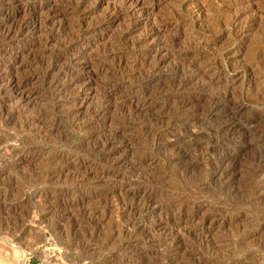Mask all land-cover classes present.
I'll use <instances>...</instances> for the list:
<instances>
[{
  "label": "rangeland",
  "instance_id": "obj_1",
  "mask_svg": "<svg viewBox=\"0 0 264 264\" xmlns=\"http://www.w3.org/2000/svg\"><path fill=\"white\" fill-rule=\"evenodd\" d=\"M0 27V264H264L259 144L218 132L207 100L192 126L183 101L230 90L264 115V70L241 72L264 0H0ZM210 146L234 161L224 185ZM143 186L155 199L130 216Z\"/></svg>",
  "mask_w": 264,
  "mask_h": 264
},
{
  "label": "bare ground",
  "instance_id": "obj_2",
  "mask_svg": "<svg viewBox=\"0 0 264 264\" xmlns=\"http://www.w3.org/2000/svg\"><path fill=\"white\" fill-rule=\"evenodd\" d=\"M10 18V17H9ZM8 18V20H9ZM10 21V20H9ZM8 21V22H9ZM14 27V26H13ZM13 27L9 26H5V29L3 31V36L7 37V36H11L10 33L13 31ZM18 28V27H17ZM1 29V27H0ZM15 29V28H14ZM20 29V28H19ZM3 30V29H1ZM17 30V29H16ZM2 32V31H1ZM13 33V32H12ZM2 38V37H1ZM252 55V54H251ZM248 61V60H247ZM197 64L192 62L191 64H188L186 66L182 65H177L180 67V70H192L194 68V66H196ZM254 67H256L257 69H262L264 70V48H257V51H255V53L253 54L251 60L249 61L248 65L246 67H244L242 69V74L245 73H250L253 75V73L255 72ZM174 69V71L176 70ZM259 69L257 71H259ZM181 72V71H180ZM176 74V73H175ZM173 76V75H172ZM177 76V75H176ZM174 77L173 79L169 80L170 84H173L177 81V77ZM142 79V78H141ZM165 79V78H164ZM168 79V78H167ZM261 84L264 85V76H262L261 78ZM180 80V79H179ZM144 81V80H143ZM152 81H160V77L159 76H149L145 79L146 83H150ZM162 81V80H161ZM45 83H51L50 81H47L46 78L44 79ZM177 83V82H176ZM175 83V84H176ZM52 84V83H51ZM151 84H154V82H152ZM164 84V83H163ZM150 85V84H149ZM158 85V84H157ZM162 85V84H161ZM160 85V86H161ZM166 85V84H165ZM163 86V85H162ZM167 86V85H166ZM159 87V86H158ZM169 87V86H167ZM165 88V87H164ZM158 89V88H157ZM160 89V88H159ZM164 90V89H163ZM258 90V89H256ZM261 90V89H260ZM262 90H264V87H262ZM159 91V90H158ZM230 91V90H229ZM229 91H224L223 94H219L220 98H224L221 103H220V99L219 97L217 98V96L212 97V95L208 96H202V95H196L195 97H192L191 99L195 102L194 105L191 99H186L183 100L186 102V104L191 108L193 107L188 114H190V116H192V120H196L195 119V115L196 112H198V110L200 111V105H198L200 102L202 103L203 100H207L206 101V105L205 109L203 110V119H205V121L209 122L211 120H215L218 123H215V126L218 130V132H220L221 134L224 135V137L228 136L233 138L234 137V133L237 132L239 127H242V131L241 134H239L238 136L242 137L243 139L246 137L249 138H254L256 139L257 144H259V155L258 156H254V160L251 161L252 164L249 163L250 168L248 167V169L246 171H248L247 175L249 178H253L256 175H264V119H262V116L264 115H259L256 118H249L244 116L243 112L245 111V109L247 108V103L239 100L236 102H232V99L230 98V96L232 95ZM167 93V92H166ZM262 94V96H260V99L262 97V100H264V92H260ZM158 94V93H157ZM198 94V93H197ZM204 95V94H203ZM166 96H169L168 94ZM162 97V96H161ZM160 97V98H161ZM232 97V96H231ZM236 97V96H235ZM165 98V97H164ZM206 98V99H205ZM228 98H230V100H228ZM163 99V98H162ZM166 99V98H165ZM173 99V98H172ZM248 99V98H246ZM236 100V98H235ZM261 100V102H262ZM161 101V100H160ZM250 102V100H249ZM253 102V101H252ZM180 103V102H179ZM183 103V102H182ZM252 104V103H251ZM254 104V103H253ZM180 105V104H179ZM187 105L184 108V111L187 109ZM173 106V105H172ZM184 107V105H182ZM202 106V105H201ZM254 106H258V105H254ZM261 107V106H258ZM257 107V108H258ZM100 109V106L97 107V109L94 112H98ZM256 109V108H255ZM189 110V109H188ZM201 114V113H200ZM200 114H198V116H200ZM246 115V114H245ZM152 117V116H151ZM197 118V117H196ZM39 119V118H38ZM58 119V118H57ZM60 119V118H59ZM200 119V118H199ZM203 119L200 120H196V121H191L192 126L198 124H201L203 126ZM37 120V119H36ZM149 120V119H148ZM147 120V121H148ZM39 121V120H38ZM60 121V120H59ZM153 120H151L152 122ZM204 121V122H205ZM35 122V121H33ZM57 122V121H56ZM150 122V123H151ZM155 122V121H154ZM153 122V123H154ZM188 122V121H187ZM213 122V121H212ZM214 124V123H213ZM185 125V124H184ZM189 125V124H188ZM206 125V124H205ZM53 127L54 130H56L58 128V126H60L58 123L56 125H51ZM191 126V125H190ZM197 127V126H196ZM211 127V126H210ZM214 127V126H213ZM206 130V129H205ZM212 130V128H211ZM215 130V129H214ZM208 131V130H207ZM211 132V131H210ZM217 132V133H218ZM214 133V132H212ZM211 135V134H210ZM217 135V134H216ZM214 136V135H212ZM220 137V136H219ZM222 137V136H221ZM237 137V136H235ZM208 138V137H207ZM212 139V138H210ZM219 139V138H218ZM229 139V138H228ZM218 141V140H217ZM214 142V141H212ZM231 142V141H230ZM211 143V142H210ZM222 143V142H221ZM229 143V142H228ZM108 142H104L103 144H101V147H105L108 146L107 145ZM214 144V143H213ZM227 144V143H226ZM207 145V144H206ZM230 145V144H228ZM234 145V143H233ZM236 146V144H235ZM191 147V146H190ZM221 147V146H220ZM219 147V148H220ZM223 147V146H222ZM226 147V146H225ZM97 148V147H96ZM179 148V147H178ZM192 148V147H191ZM236 148V147H234ZM103 149V148H102ZM222 149V148H221ZM96 150V149H95ZM98 150V149H97ZM189 150V148H188ZM187 149L182 150V153L179 151L178 153L175 152V155L173 156L174 160H179V159H186L189 156V152ZM204 150V149H202ZM258 150V149H257ZM207 153H213L214 151L216 152V155H218V148L214 147V146H210L209 148L206 149ZM223 151V150H222ZM225 151V150H224ZM214 152V153H215ZM224 153V152H223ZM223 153H219L218 157L215 158L216 162L215 165H213L214 167L212 168L211 171V179L213 181L218 182L219 184H223L226 182H229L232 179V176L234 173H232V170L234 169L233 165L234 161L232 162V160L229 162L226 157L224 155H222ZM214 155V154H213ZM257 155V154H256ZM171 156V155H170ZM207 156V155H206ZM210 157V156H209ZM253 158V157H252ZM251 158V159H252ZM208 159V158H207ZM115 161V160H114ZM236 162V161H235ZM244 170V171H245ZM245 173V172H244ZM246 174V173H245ZM105 175V174H104ZM210 178V177H209ZM249 182V181H248ZM216 183V184H218ZM252 186L251 189L253 190L254 188L256 190H253V194L255 195L258 191H260L262 188H264V181H253L251 182ZM224 185V184H223ZM248 185V184H247ZM246 187V186H245ZM250 188V187H249ZM141 191V189H140ZM155 191H152L151 189H147L143 186V192L139 195L136 196H132L131 198V202L129 201L128 206L126 207V212L128 214H130V216L135 214H141L147 210H149V207H151L150 205V201L152 203V199H155ZM247 192V191H246ZM156 193V192H155ZM170 194V193H169ZM181 196V195H180ZM172 198V197H171ZM176 200V199H175ZM178 200V199H177ZM181 201V200H180ZM187 201V200H184ZM179 203V202H178ZM170 204V203H169ZM176 204V203H175ZM166 205V204H165ZM127 217V216H126ZM133 218V217H132ZM202 245V244H201ZM19 255V260H20V264H26L24 261V253L22 251L18 252ZM79 257V256H78Z\"/></svg>",
  "mask_w": 264,
  "mask_h": 264
}]
</instances>
